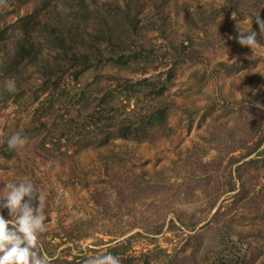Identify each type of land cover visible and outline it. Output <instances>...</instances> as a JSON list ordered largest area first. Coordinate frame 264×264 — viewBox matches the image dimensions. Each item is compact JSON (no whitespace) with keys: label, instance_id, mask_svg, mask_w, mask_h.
<instances>
[{"label":"rangeland","instance_id":"374dc122","mask_svg":"<svg viewBox=\"0 0 264 264\" xmlns=\"http://www.w3.org/2000/svg\"><path fill=\"white\" fill-rule=\"evenodd\" d=\"M41 1L0 0V25ZM46 1L65 26L82 11ZM85 1L89 22L122 8L121 62L45 86L0 57V264H264V0ZM142 78L165 133L99 144L135 103L100 96Z\"/></svg>","mask_w":264,"mask_h":264},{"label":"trees","instance_id":"16d2710c","mask_svg":"<svg viewBox=\"0 0 264 264\" xmlns=\"http://www.w3.org/2000/svg\"><path fill=\"white\" fill-rule=\"evenodd\" d=\"M74 1L77 2L75 9H81L82 14L81 12L77 14L78 17L76 19L73 17L66 26L61 24L59 19H54L55 16L53 19L50 17L49 14L54 10L56 4L49 6L46 0H42L40 5L35 6L32 11L19 16L12 24L0 25V57L4 64L3 71L8 73V76H13V73H19V71L22 72L29 66H36L39 68L36 71L42 77L43 85L46 86L52 76V78H57L60 76V72L68 68H74L76 72H79L82 70L81 68L93 65L94 61L96 63H102L105 60L112 63L122 61L124 56L121 47H119L118 53L116 50V47L120 45L116 42L119 40L117 39V28L113 23L108 22V19H112L113 16L118 18L122 9L119 3H115L116 9L114 8L112 11L104 8L102 13L105 15L101 16V21L94 17L97 22H89L92 20H90L89 14H83L87 9V2L85 0ZM105 6L106 3L103 7ZM98 8L102 11L100 7ZM82 24H92V30ZM79 25L83 26V29ZM45 41L50 42L46 45L51 49V54L49 57L43 58ZM102 41H107V45L111 46L109 53L103 52L105 48L100 46ZM137 44L139 47L143 46L141 43L137 42ZM167 72L170 76L171 70L168 69ZM75 77L76 74H74ZM157 82L146 78L134 82L122 79L117 82L116 87L107 89L106 93L100 96V104L109 103L119 94L126 100L134 98L135 103L133 108L126 113L131 112L132 117L123 116L115 131L110 134L107 132L99 144H104L113 137L143 141L165 133L163 130L167 104L158 102L165 85L163 82L161 84ZM106 95L108 96L106 97ZM108 109L112 108L109 106ZM238 167L236 166V169Z\"/></svg>","mask_w":264,"mask_h":264}]
</instances>
